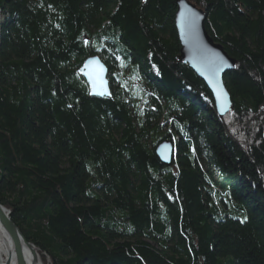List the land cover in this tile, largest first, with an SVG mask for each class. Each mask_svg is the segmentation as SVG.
<instances>
[{
	"label": "trees",
	"instance_id": "1",
	"mask_svg": "<svg viewBox=\"0 0 264 264\" xmlns=\"http://www.w3.org/2000/svg\"><path fill=\"white\" fill-rule=\"evenodd\" d=\"M189 1L236 62L222 118L174 0H0V204L52 264H264V0Z\"/></svg>",
	"mask_w": 264,
	"mask_h": 264
},
{
	"label": "water",
	"instance_id": "2",
	"mask_svg": "<svg viewBox=\"0 0 264 264\" xmlns=\"http://www.w3.org/2000/svg\"><path fill=\"white\" fill-rule=\"evenodd\" d=\"M174 16L178 36V62L186 64L200 78L211 93L215 111L219 118L231 109V97L224 84V75L234 69L235 60L230 58L223 47L215 42L205 29L206 15L188 0H174ZM79 73L89 87L92 97L107 98L110 86L107 80L108 70L103 62L91 55L83 62ZM155 152L160 162L170 165L174 155V143L165 139L160 141ZM0 229L8 238L5 260L0 264H52L45 251L26 240L16 224L12 221L11 212L0 204ZM0 233V237H1ZM40 252V254H39Z\"/></svg>",
	"mask_w": 264,
	"mask_h": 264
},
{
	"label": "rangeland",
	"instance_id": "3",
	"mask_svg": "<svg viewBox=\"0 0 264 264\" xmlns=\"http://www.w3.org/2000/svg\"><path fill=\"white\" fill-rule=\"evenodd\" d=\"M189 1V0H188ZM190 2V1H189ZM175 3V2H174ZM191 3V2H190ZM194 5V4H193ZM195 6V5H194ZM175 7H176V5H175ZM196 8H198V7H196ZM198 9H200V8H198ZM202 10V9H201ZM176 11V10H175ZM205 13V12H204ZM174 16H175V14H174ZM2 20V16L0 15V21ZM206 21V20H205ZM174 24H175V22H174ZM208 33V32H207ZM91 55H95V56H97L96 54H91ZM91 55H89L88 57H90ZM88 57H86V58H88ZM98 57V56H97ZM86 58H85V60H86ZM99 58V57H98ZM100 59V58H99ZM84 60V61H85ZM83 61V62H84ZM100 61L102 62V60L100 59ZM183 64V63H182ZM184 65H186V64H184ZM235 65H236V63H235ZM105 66H106V64H105ZM187 66V65H186ZM82 67V66H81ZM80 67V68H81ZM188 67V66H187ZM106 68H107V70H108V73H107V80L109 81V79H108V75H109V69H108V67L106 66ZM235 68V67H234ZM192 71V70H191ZM78 72H79V70H78ZM194 75H195V73H193ZM196 76V75H195ZM197 78H198V76H196ZM199 80H201L200 78H198ZM202 81V80H201ZM203 82V81H202ZM204 83V82H203ZM109 86H110V81H109ZM206 86V85H205ZM90 94V93H89ZM110 94H111V92H110ZM110 97V96H109ZM108 98V97H107ZM218 116V115H217ZM224 117V116H223ZM162 140H165V139H162ZM162 140H159L158 142H156V144L154 145V152H155V147H156V145L160 142V141H162ZM168 140H171V139H168ZM173 143H174V141L173 140H171ZM155 155H156V152H155ZM175 156H176V145L174 144V155H173V157H172V161H173V159L175 158ZM156 157H157V155H156ZM158 158V157H157ZM159 159V158H158ZM172 161H171V163H172ZM7 210V209H6ZM9 211V210H8ZM36 246V245H35ZM39 248V247H38ZM39 254H40V252H39ZM41 257H42V255H40ZM44 257V256H43ZM49 257V256H48ZM42 259V258H41ZM45 259V258H44ZM4 260H5V257L3 256V255H1L0 256V263H3L4 262ZM43 262V261H42ZM45 262H46V260H45ZM50 262H51V260H50ZM44 264V263H43ZM47 264V263H46Z\"/></svg>",
	"mask_w": 264,
	"mask_h": 264
},
{
	"label": "bare ground",
	"instance_id": "4",
	"mask_svg": "<svg viewBox=\"0 0 264 264\" xmlns=\"http://www.w3.org/2000/svg\"><path fill=\"white\" fill-rule=\"evenodd\" d=\"M1 237H0V256L3 255L6 256L7 253V246H8V238L6 234L0 229Z\"/></svg>",
	"mask_w": 264,
	"mask_h": 264
}]
</instances>
